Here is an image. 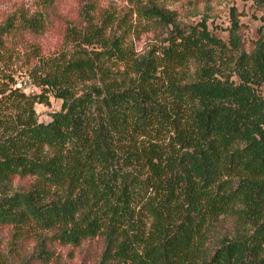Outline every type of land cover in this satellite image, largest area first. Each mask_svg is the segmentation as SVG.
<instances>
[{
	"label": "trees",
	"instance_id": "16d2710c",
	"mask_svg": "<svg viewBox=\"0 0 264 264\" xmlns=\"http://www.w3.org/2000/svg\"><path fill=\"white\" fill-rule=\"evenodd\" d=\"M55 1L0 24V55L17 31H44ZM88 1L84 12L95 10ZM144 12L173 27L158 54L130 56L135 78H113L94 58L125 60L118 37L39 76L62 107L48 122L29 107L0 140V181H37L0 193V223L56 229L74 245L104 235L101 263L264 264V42L244 48L235 17L227 44L205 22ZM89 23L105 40L107 25Z\"/></svg>",
	"mask_w": 264,
	"mask_h": 264
},
{
	"label": "rangeland",
	"instance_id": "374dc122",
	"mask_svg": "<svg viewBox=\"0 0 264 264\" xmlns=\"http://www.w3.org/2000/svg\"><path fill=\"white\" fill-rule=\"evenodd\" d=\"M38 1L0 0V24L11 16H19L21 11L35 10ZM87 2L56 0L42 12L46 19L44 31L38 34L17 31L8 38L7 47L0 55V140L15 133L18 118L26 116L23 111L28 112L29 107L33 106L40 122L50 121L51 114L61 109L63 100L40 83V75L52 74L83 54L106 50L105 43L111 44L114 38L118 37L131 54L125 60L117 56H95L96 62L112 70L113 78H135L137 74L130 65L132 58H142L155 51L158 54V49L167 44L166 37L173 27L156 17H148L144 10L151 6L158 5L187 27L202 28L200 23L205 22L209 32L227 44L235 17L241 24L238 32L244 48L251 51L264 42V0H93L95 10L84 12V4L89 7L93 4ZM89 19L107 25L105 40L94 35ZM227 75L237 80L232 70ZM92 83L89 78L83 79L76 89ZM258 91L264 96V85ZM36 182L35 177L15 176L0 181V193L29 192ZM51 198L49 195L47 200ZM106 248L104 235L74 245L61 241L56 229L0 223V264H118L113 258L101 263Z\"/></svg>",
	"mask_w": 264,
	"mask_h": 264
}]
</instances>
